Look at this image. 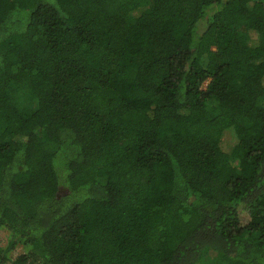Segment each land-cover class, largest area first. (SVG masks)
Segmentation results:
<instances>
[{"label": "trees", "instance_id": "16d2710c", "mask_svg": "<svg viewBox=\"0 0 264 264\" xmlns=\"http://www.w3.org/2000/svg\"><path fill=\"white\" fill-rule=\"evenodd\" d=\"M0 229V264H264V0H0Z\"/></svg>", "mask_w": 264, "mask_h": 264}, {"label": "rangeland", "instance_id": "374dc122", "mask_svg": "<svg viewBox=\"0 0 264 264\" xmlns=\"http://www.w3.org/2000/svg\"><path fill=\"white\" fill-rule=\"evenodd\" d=\"M204 85H206V82L204 83ZM207 105L210 109H212L213 112L217 111L216 108L217 103L215 101H211ZM7 241H8L7 231L4 229H0V245L2 246L6 245ZM22 252H24V248L21 245H18L13 249L11 255L12 257H15ZM215 259H216V255L212 251L208 250L204 253V260H206V262L212 263Z\"/></svg>", "mask_w": 264, "mask_h": 264}]
</instances>
